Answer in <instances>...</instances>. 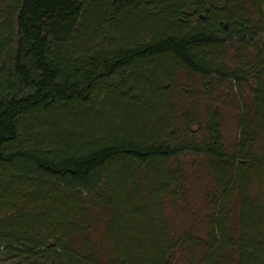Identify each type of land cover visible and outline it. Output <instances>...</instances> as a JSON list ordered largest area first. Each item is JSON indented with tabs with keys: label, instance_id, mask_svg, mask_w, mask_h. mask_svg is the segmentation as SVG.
Masks as SVG:
<instances>
[{
	"label": "trees",
	"instance_id": "16d2710c",
	"mask_svg": "<svg viewBox=\"0 0 264 264\" xmlns=\"http://www.w3.org/2000/svg\"><path fill=\"white\" fill-rule=\"evenodd\" d=\"M0 264H264V0H0Z\"/></svg>",
	"mask_w": 264,
	"mask_h": 264
},
{
	"label": "rangeland",
	"instance_id": "374dc122",
	"mask_svg": "<svg viewBox=\"0 0 264 264\" xmlns=\"http://www.w3.org/2000/svg\"><path fill=\"white\" fill-rule=\"evenodd\" d=\"M199 84L197 82H195L194 87H198ZM197 89V93L199 94V96L202 94V91L200 90V88H196ZM144 99L146 100H152L153 96L150 95H145ZM177 99V98H176ZM218 100V87H216L215 92L213 93L212 96H210V99L205 100V98H203L202 96L199 98V105H205V101H217ZM203 107H200V109H202ZM223 133L225 135V138L227 139L228 142H231L232 139L234 138L235 135V124L234 121L232 120V118H230L229 116H226L224 121H223V127H222ZM185 159V161L190 162L191 158L185 157L183 158ZM188 164V163H187ZM191 170V168H187V172ZM188 175V180L186 183V188L188 191V206H189V210L191 212H199L201 213L202 211H204V206L203 204H201V200L203 199V195L205 194V189L210 186L209 180L207 179V177L203 174L199 175L198 177H195L194 175ZM169 213H171L172 215L176 216V221L181 222L183 217V211L182 209L179 208H175V209H169ZM179 225V224H178Z\"/></svg>",
	"mask_w": 264,
	"mask_h": 264
}]
</instances>
